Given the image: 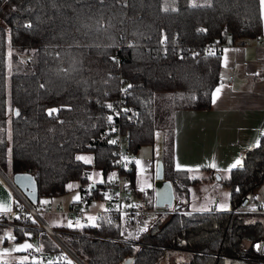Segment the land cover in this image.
<instances>
[{
  "label": "trees",
  "instance_id": "obj_1",
  "mask_svg": "<svg viewBox=\"0 0 264 264\" xmlns=\"http://www.w3.org/2000/svg\"><path fill=\"white\" fill-rule=\"evenodd\" d=\"M261 30L259 0H0V168L7 166L10 175L29 171L38 203L41 196L64 193L69 181L77 180L78 187L89 183L92 166L101 173L92 193L102 195L114 172L104 112L122 89L127 107L134 109L121 115L129 149L134 154L149 145L153 161L154 136L160 131L163 177L187 210L159 214L138 243L127 241L131 225L118 216L60 226L62 243L84 264H156L166 253L168 264L264 258L253 247L264 240V211L230 210L244 207L264 182V133L240 164L207 173L218 174L217 182L227 190L225 209L190 210L188 195L199 179L195 172L202 170L177 168L173 158L174 110L209 108L221 48L256 39ZM212 42L220 50L204 51ZM52 109L57 111L50 114ZM81 152H91V162L77 159ZM123 171L133 186V160ZM4 222L0 233L10 227ZM12 222L14 240L27 230L37 235L44 252L61 259L62 248L31 226L37 225L35 219L28 218L24 227ZM173 252L185 256L175 258Z\"/></svg>",
  "mask_w": 264,
  "mask_h": 264
},
{
  "label": "crops",
  "instance_id": "obj_2",
  "mask_svg": "<svg viewBox=\"0 0 264 264\" xmlns=\"http://www.w3.org/2000/svg\"><path fill=\"white\" fill-rule=\"evenodd\" d=\"M259 7L262 25L259 37L241 43L226 44L221 48L219 81L212 89L210 107L174 110L175 167L179 165V168L202 170L204 175L210 170L214 173L226 171L234 167L233 165H238L237 161L240 164L244 152L256 146L260 135L264 133V17L261 14L260 0ZM229 74H232L230 79H228ZM217 88L221 90L216 92ZM214 93L215 102H213ZM160 135L158 131L154 136L156 150H153V161H151L152 173L155 159L160 154ZM6 185L10 187L0 170V205L10 208L12 195ZM75 197L73 195L69 201ZM218 201L219 197L212 202V205L216 206ZM225 208L219 207V209ZM242 209L248 208L242 207ZM190 210H197V207H192ZM11 220L10 217L4 219V223L10 227H7L9 230L3 231V238H0L2 243L0 253L6 255L20 251L16 247L19 241L28 240L26 244L30 243L31 233L27 230L22 231L24 236L20 240H14ZM261 252L264 254V248ZM59 260L61 261L53 258L51 262ZM256 260L262 263L264 258ZM24 262L31 264V259L25 257Z\"/></svg>",
  "mask_w": 264,
  "mask_h": 264
},
{
  "label": "built area",
  "instance_id": "obj_3",
  "mask_svg": "<svg viewBox=\"0 0 264 264\" xmlns=\"http://www.w3.org/2000/svg\"><path fill=\"white\" fill-rule=\"evenodd\" d=\"M224 29L225 28H223V30ZM220 47L221 45L216 44V42H212L205 45L203 49L204 51H210L213 49L219 51ZM114 57L116 58V56ZM231 77L232 74H229L228 79ZM124 95L125 92L121 89L119 91V95L108 103L104 112V120L108 126L105 133V138L106 141L112 146L109 163L111 164L114 172L109 178L110 183L104 189L103 194L99 196H96L92 193L91 189L93 187H91L89 183L81 184L78 187V198L76 197L75 200H71L64 204L63 208L62 202L59 201L55 208L59 211L61 210V212L64 214L68 227H70V222L72 224L71 227H79L86 222L92 221L88 219L89 217L95 218L93 220H101L118 216V218H120L123 223H130L131 225L132 237L127 241L138 243V238L147 227L148 223L152 219L156 218L159 214L184 212L187 209L179 206L181 198L179 196H175V194L170 204H164L161 206L156 205L154 203L153 192H146L144 194L145 191L135 188L129 184V181H127L128 177L123 171V168L129 166L133 153L128 146L130 141L129 135L127 131L122 129L121 115L123 112L134 114V109L127 107L125 98L123 97ZM109 105L112 107H108ZM9 182L12 189L14 190H12L7 185L6 186L8 187L11 195L17 197L16 201L19 204H14L15 199H12L10 211L0 212V221L4 220L5 213H7L9 217L19 215L22 219H25L22 223H20L21 227H24L28 225L26 220L28 218H33L37 222V225L33 226L43 229L62 249H64L62 247L64 244L58 238L54 229L40 218L34 205L30 207L25 196L13 185L10 180ZM217 184L218 186H221L220 182ZM99 200H102L103 202L101 204H96V202ZM216 200H218V196L214 197V201ZM254 205L255 206L253 209L244 210L242 208H230V210L255 212L264 211L263 202L255 201ZM47 209L50 210V206H47ZM212 209H217L215 204H213ZM29 239L31 248H22V251H24L30 257L31 264H46V261L49 258V253L44 252L41 249L37 241V235L31 234ZM119 240H124V238L120 237ZM262 245L263 240H259L254 242L253 247L257 252L261 253ZM73 259L78 262L75 257H73Z\"/></svg>",
  "mask_w": 264,
  "mask_h": 264
},
{
  "label": "rangeland",
  "instance_id": "obj_4",
  "mask_svg": "<svg viewBox=\"0 0 264 264\" xmlns=\"http://www.w3.org/2000/svg\"><path fill=\"white\" fill-rule=\"evenodd\" d=\"M208 0H190L192 4H200L205 3ZM158 144V143H157ZM153 150H156V143L154 141V147ZM79 157L82 158V160L86 162H91L92 160V153L91 152H81L78 154ZM150 156H152L151 147L149 145H141L137 148V151L131 156V159L134 160V172H133V185L136 186L139 190L146 191L147 189L150 191H153V182H154V172L152 173V167H151V161ZM8 164V163H5ZM5 170V171H4ZM4 175L10 177L9 169L7 166H4ZM195 175L198 176V180L192 185L190 189V194L188 195V199L190 201L189 206L197 207V210L202 207H208L212 205V202H214V195H217L219 197V201L217 202L216 206L217 209L219 207H226L228 206V199H227V190L224 187H220L217 185V179L210 176L207 177L204 175V171L201 173L195 172ZM101 178V173L98 169L90 166L88 170V182H94ZM127 181L129 179L127 178ZM68 187L67 190L60 194L55 196H41L39 198V201L37 204H35V209L38 212V215L41 219L45 221L50 227L54 229V231L57 233L58 237L61 238L63 233L61 232L60 226L67 225V221L65 219L64 214L61 212V210H57L55 208L56 204L60 201L62 202V208L64 204H66L67 201L70 200V198L74 195V197L78 195V181L72 180L67 183ZM71 185L72 187H69ZM77 189V190H76ZM70 190V191H69ZM146 192H144L145 194ZM76 197L72 200H75ZM12 199H17L16 196L12 195ZM255 201H261L264 204V182L260 185H258L254 191L248 195V199L244 204V207L248 209L254 208V202ZM103 201L99 200L96 202V204H101ZM47 206H50V210L47 209ZM213 206V205H212ZM13 224H20L15 223L13 221ZM21 226V225H20ZM31 226H33L31 224ZM6 230H9L6 228ZM43 230V229H42ZM3 231V228H2ZM0 238H3L2 232L0 233ZM9 237L7 236V239ZM14 241V240H13ZM15 242V241H14ZM24 242V244H23ZM28 242V240L25 241H19L17 243V248L20 249L18 252H14L12 254H3L0 253V261H6L8 263H11L13 261H24L25 257L30 260V257L24 252L21 251L22 245H25ZM1 240H0V249H1ZM20 247V248H19ZM61 260L62 262L52 263L51 260L54 258L56 260V254H49V258L46 261V264H79L77 261L73 259V257L66 252V250L62 249L60 252ZM172 255L177 257H184L185 254L183 252H173ZM66 257V259H65ZM166 258V259H165ZM169 258V254H163L156 264H168L167 259ZM169 260V259H168ZM255 260H233L232 264H262V263H256ZM28 264V263H27Z\"/></svg>",
  "mask_w": 264,
  "mask_h": 264
},
{
  "label": "water",
  "instance_id": "obj_5",
  "mask_svg": "<svg viewBox=\"0 0 264 264\" xmlns=\"http://www.w3.org/2000/svg\"><path fill=\"white\" fill-rule=\"evenodd\" d=\"M1 171L3 170L1 169ZM153 176L154 203L160 206L164 204H170L172 202L174 192L170 180L163 177V164L160 157H157L155 159ZM215 178L218 179L219 175L215 174ZM8 179L25 196L30 207H32V205L37 204V184L34 176L29 171L25 170L13 172L10 177H8ZM89 185L91 187H94L93 182H90ZM244 202L245 201H243V203ZM62 247L69 254L75 257L78 260L79 264H84L70 249H68V247H66L65 245H63Z\"/></svg>",
  "mask_w": 264,
  "mask_h": 264
},
{
  "label": "snow or ice",
  "instance_id": "obj_6",
  "mask_svg": "<svg viewBox=\"0 0 264 264\" xmlns=\"http://www.w3.org/2000/svg\"><path fill=\"white\" fill-rule=\"evenodd\" d=\"M260 5H261V14H262V17H264V0H260ZM41 87H43V85H41ZM220 90H221L220 88H217L216 92H219ZM213 102H215V93L213 94ZM108 107L111 108L112 106L109 105ZM54 111H57V110L56 109L49 110V113L51 114V112H54ZM113 143H114V141H113ZM77 159H82V158L81 157H77ZM236 163L239 164V161H237ZM233 166H235V165H233ZM177 167L179 168V165H177ZM69 187H72V186L69 185ZM5 211H10V208H7L5 206L0 205V212H5ZM88 219L89 220H93L95 218L89 217ZM69 226L70 227L72 226L71 222L69 223ZM21 247H23V248H31V245L30 244H25V245H22ZM65 259H66V257H65ZM69 264H71V262H69Z\"/></svg>",
  "mask_w": 264,
  "mask_h": 264
},
{
  "label": "bare ground",
  "instance_id": "obj_7",
  "mask_svg": "<svg viewBox=\"0 0 264 264\" xmlns=\"http://www.w3.org/2000/svg\"><path fill=\"white\" fill-rule=\"evenodd\" d=\"M4 177H5V179H6L7 183H8V185H9L10 188L12 189V187H11V185H10V182H9L8 178H7L5 175H4ZM12 190H14V189H12Z\"/></svg>",
  "mask_w": 264,
  "mask_h": 264
}]
</instances>
